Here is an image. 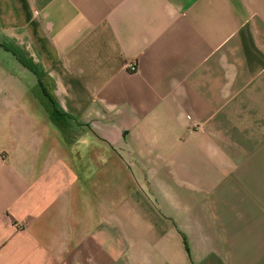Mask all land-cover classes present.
<instances>
[{
    "label": "crops",
    "instance_id": "crops-1",
    "mask_svg": "<svg viewBox=\"0 0 264 264\" xmlns=\"http://www.w3.org/2000/svg\"><path fill=\"white\" fill-rule=\"evenodd\" d=\"M0 264H264V0H0Z\"/></svg>",
    "mask_w": 264,
    "mask_h": 264
},
{
    "label": "built area",
    "instance_id": "built-area-1",
    "mask_svg": "<svg viewBox=\"0 0 264 264\" xmlns=\"http://www.w3.org/2000/svg\"><path fill=\"white\" fill-rule=\"evenodd\" d=\"M129 70H130L131 72H137V71H138V66H137L136 64H131V65L129 66Z\"/></svg>",
    "mask_w": 264,
    "mask_h": 264
}]
</instances>
